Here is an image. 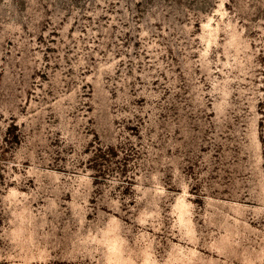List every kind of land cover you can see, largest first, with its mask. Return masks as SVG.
Segmentation results:
<instances>
[{
	"label": "rangeland",
	"instance_id": "obj_1",
	"mask_svg": "<svg viewBox=\"0 0 264 264\" xmlns=\"http://www.w3.org/2000/svg\"><path fill=\"white\" fill-rule=\"evenodd\" d=\"M0 264H264V0H0Z\"/></svg>",
	"mask_w": 264,
	"mask_h": 264
}]
</instances>
